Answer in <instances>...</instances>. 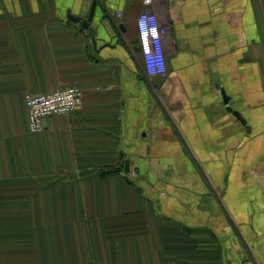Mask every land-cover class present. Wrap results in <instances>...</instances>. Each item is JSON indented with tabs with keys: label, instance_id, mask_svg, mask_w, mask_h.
<instances>
[{
	"label": "crops",
	"instance_id": "1",
	"mask_svg": "<svg viewBox=\"0 0 264 264\" xmlns=\"http://www.w3.org/2000/svg\"><path fill=\"white\" fill-rule=\"evenodd\" d=\"M69 86L81 109L31 132L26 92ZM236 261L264 264V0H0V264Z\"/></svg>",
	"mask_w": 264,
	"mask_h": 264
},
{
	"label": "built area",
	"instance_id": "2",
	"mask_svg": "<svg viewBox=\"0 0 264 264\" xmlns=\"http://www.w3.org/2000/svg\"><path fill=\"white\" fill-rule=\"evenodd\" d=\"M150 0H144L149 3ZM118 18L122 12L117 11ZM138 45L144 71L150 77L164 76L166 72L162 37L166 28L161 26L156 15L143 11L136 19ZM25 105L29 117V129L33 133L46 130L50 118L65 116L81 109L83 95L80 88L69 86L48 92L29 91L25 94Z\"/></svg>",
	"mask_w": 264,
	"mask_h": 264
},
{
	"label": "water",
	"instance_id": "3",
	"mask_svg": "<svg viewBox=\"0 0 264 264\" xmlns=\"http://www.w3.org/2000/svg\"><path fill=\"white\" fill-rule=\"evenodd\" d=\"M95 4L96 2L93 1L91 3V7H90V10H89V13H88V16L86 18H79V17H75V21L79 22L84 28L88 29L89 28V23L92 21V13H93V10H94V7H95ZM89 33L92 34V29H89ZM224 101L225 103L227 102V97H225L224 95ZM227 110H231V107L227 106ZM232 114L240 120V122L243 124V125H246V119L241 115L240 112L234 110L232 111ZM123 164L125 165V171L128 170V161L125 160L123 162Z\"/></svg>",
	"mask_w": 264,
	"mask_h": 264
},
{
	"label": "trees",
	"instance_id": "4",
	"mask_svg": "<svg viewBox=\"0 0 264 264\" xmlns=\"http://www.w3.org/2000/svg\"><path fill=\"white\" fill-rule=\"evenodd\" d=\"M26 106V105H25ZM125 171V165L123 162H119L118 164L111 166L110 168H101L100 174L101 176H109L113 174H119Z\"/></svg>",
	"mask_w": 264,
	"mask_h": 264
},
{
	"label": "rangeland",
	"instance_id": "5",
	"mask_svg": "<svg viewBox=\"0 0 264 264\" xmlns=\"http://www.w3.org/2000/svg\"><path fill=\"white\" fill-rule=\"evenodd\" d=\"M120 162H123V160L122 161H120ZM118 164V163H117ZM116 165V164H115ZM111 166H114V165H109V166H105V167H103V168H110ZM237 229L235 228L234 229V238H235V241L238 243V247L237 248H240L241 246H243V244H239V241H240V235H239V233H238V231H236ZM237 245V244H236ZM242 248V247H241ZM246 256H248V254L246 255ZM241 256H238V257H236L237 259H239ZM249 260V259H248ZM252 260L255 262V258L253 257L252 258ZM237 261H239V260H237ZM236 261V264H239V262H237ZM249 262H250V260H249ZM248 263V261L247 262H245V264H247Z\"/></svg>",
	"mask_w": 264,
	"mask_h": 264
}]
</instances>
